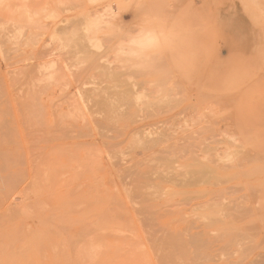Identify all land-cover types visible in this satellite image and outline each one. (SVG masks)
I'll use <instances>...</instances> for the list:
<instances>
[{
  "label": "rangeland",
  "instance_id": "374dc122",
  "mask_svg": "<svg viewBox=\"0 0 264 264\" xmlns=\"http://www.w3.org/2000/svg\"><path fill=\"white\" fill-rule=\"evenodd\" d=\"M0 37V264H264V0H0Z\"/></svg>",
  "mask_w": 264,
  "mask_h": 264
},
{
  "label": "bare ground",
  "instance_id": "6f19581e",
  "mask_svg": "<svg viewBox=\"0 0 264 264\" xmlns=\"http://www.w3.org/2000/svg\"><path fill=\"white\" fill-rule=\"evenodd\" d=\"M26 25H27V24H26ZM6 27H7V26H6ZM15 28H17V27H15ZM12 32H13V31H12ZM88 32H89V31H88ZM23 33H24V32H23ZM32 33H33V32H32ZM2 35H4V34H2ZM6 36H7V35H6ZM33 37H35V36H33ZM21 38H22V37H21ZM0 39H1V37H0ZM3 39H4V38H3ZM23 39H24V38H23ZM6 40H7V39H6ZM84 40H85V39H84ZM0 41H1V40H0ZM1 42H2V41H1ZM6 42H7V41H6ZM2 43H3V42H2ZM4 43H5V42H4ZM11 43H12V42H11ZM0 44H1V43H0ZM2 47H3V46H2ZM18 48H19V47H18ZM2 54H3V53H2ZM30 72H31V70H30ZM31 73H32V72H31ZM31 73H30V74H31ZM24 75H25V74H24ZM26 75H28V74H26ZM26 75H25V76H26ZM115 84H116V83H115ZM118 84H119V83H118ZM116 87H117V86H116ZM133 94H134V93H133ZM164 96H165V95H164ZM99 97L101 98V95H100ZM110 97H111V96H110ZM116 98H118V97H116ZM97 100H98V99H97ZM103 100H106V98H105V99L101 98V102H102ZM119 100H120V99H119ZM133 100H134V99H133ZM135 100H136V99H135ZM143 100H144V99H143ZM163 100H164V99H163ZM98 101H100V100H98ZM98 101H97V102H98ZM115 101H116V99H115ZM121 101H122V100H121ZM101 102H100V103H101ZM159 102H160V101H159ZM164 102H165V101H164ZM100 103H99V104H100ZM103 103H104V102H103ZM107 103H109V101L106 102V104H107ZM104 104H105V103H104ZM106 104H105V105H106ZM123 104H124V103H123ZM145 104H146V103H145ZM148 104H149V103H148ZM107 105H108V104H107ZM107 105H106V106H107ZM146 105H147V104H146ZM150 105H151V103H150ZM170 105H171V104H170ZM108 107L111 108L110 105H109ZM114 107H115V106H114ZM25 110H26V109H25ZM109 110H110V109H109ZM106 112H108V110H106ZM156 112H157V111H156ZM9 113H10V112H9ZM111 113H113V111H112ZM111 113H110V114H111ZM117 113H118V112H117ZM149 113H151V111H150ZM110 114H108V115H110ZM113 114H115V110H114V113H113ZM11 115H12V114H11ZM212 116H213V115H212ZM110 117H111V116H109V118H110ZM213 117H214V116H213ZM10 118H11V117H10ZM118 118H119V117H118ZM111 119H112V118H111ZM6 120H7V119H6ZM112 121H113V120H112ZM6 122H8V121H6ZM172 126H173V125H172ZM211 126H212V125H211ZM207 127H208V126H207ZM171 129H173V128H171ZM171 129H170V130H171ZM201 129H202V127H201ZM207 132H208V130H207ZM209 132H210V131H209ZM226 132H227V131H226ZM229 133H230V132H229ZM134 134H135V133H134ZM162 134H163V133H162ZM232 134H233V133H232ZM160 135H161V134H160ZM223 136H225V135H223ZM231 136H232V135H231ZM160 139H161V138H160ZM158 141H159V140H158ZM235 141H236V140H235ZM143 145H144V144H143ZM151 147H152V146H151ZM171 147H173V146H171ZM179 147H180V146H179ZM168 148H169V147H168ZM168 148H167V149H168ZM170 149L172 150V148H170ZM171 150H170V151H171ZM168 151H169V150H168ZM156 152H157V151H156ZM159 152H160V151H159ZM163 152H165V150H164ZM163 152L160 153V154H163ZM178 152H179V151H178ZM229 152H230V151H229ZM21 153H22V152H21ZM165 154H166V153H165ZM167 154L169 155V152H168ZM227 154H228V153H227ZM168 155H166V156L168 157ZM172 155H173V154H172ZM177 155H178V154H177ZM219 155H220V153H219ZM163 156H164V154H163ZM166 156H165V157H166ZM169 156L171 157V154H170ZM178 156H179V155H178ZM212 156H213V155H212ZM216 156H217V155H216ZM247 156H248V155H247ZM252 156H253V155H252ZM158 157H160V156H158ZM165 157H164V158H165ZM192 157H193V156H192ZM205 157H208V156H205ZM223 157H224V156H223ZM241 157H242V156H241ZM248 157H249V156H248ZM181 158H182V157H181ZM214 158H215V157H214ZM250 158H251V157H250ZM167 159H168V158H167ZM170 159H171V158H170ZM211 159H212V158H211ZM211 159H210V160H211ZM246 159H247V158H246ZM159 160H160V159H159ZM162 160H163V159H162ZM172 160H173V159H172ZM203 160H204V159H203ZM206 160H207V159H206ZM208 160H209V159H208ZM221 160H222V159H221ZM248 160H249V159H248ZM259 160H260V159H259ZM21 161H22V159H21ZM150 161H151V160H150ZM155 161H156V160H155ZM166 161H167V160H166ZM173 161H174V160H173ZM237 161H238V160H237ZM256 161H257V160H256ZM152 162H154V161H152ZM212 162H213V161H212ZM212 162H211V163H212ZM214 162H216V161H214ZM221 162H222V161H221ZM223 162H224V161H223ZM233 162H234V161H233ZM259 162H260V161H259ZM263 162H264V160H263ZM263 162H261V163H263ZM24 163H25V161H24ZM240 163H241V162H240ZM140 164H141V163H140ZM140 164H137V165H140ZM175 164H176V163H175ZM163 165H164V164H163ZM237 165H238V164H237ZM262 165H264V164H262ZM262 165H261V166H262ZM141 166H142V165H141ZM158 167H159V166H158ZM172 167H173V166H172ZM252 167H253V166H252ZM257 167H258V166H257ZM156 168H157V167H156ZM159 169H160V168H159ZM253 169H254V168H253ZM185 170H186V169H185ZM185 170H184V171H185ZM198 170H200V169H198ZM256 170L258 171L257 168H256ZM169 171H170V170H169ZM193 171H194V170H193ZM136 172H137V171H136ZM159 172H160V171H159ZM177 172H178V170H177ZM191 172H192V171H191ZM203 172H204V171H202V173H203ZM170 173H171V172H170ZM184 173H185V172H184ZM189 173H190V172H189V169H188L187 174H189ZM261 173H262V172H261ZM146 174H148V173H146ZM152 174H153V173H152ZM160 174H161V173H160ZM172 174H173V173H171V176H172ZM176 175H177V174H176ZM178 175H179V174H178ZM178 175H177V176H178ZM189 175H191V174H189ZM198 175H199V174H198ZM201 175H202V174H201ZM201 175H200L199 178L204 177L206 174H204V175H202V176H201ZM147 176H148V175H147ZM158 176H159V175H158ZM162 176H163V174H162ZM162 176H161V177H162ZM174 176H175V175H174ZM180 176L182 177V175H180ZM183 176H184V175H183ZM192 176H193V179H194V176H195V175L193 174ZM192 176H191V177H192ZM242 176H243V175H242ZM140 177H142V176H140ZM195 177H196V179L198 178V176H195ZM143 178H144V177H143ZM189 178H190V176H189ZM189 178H188V179H189ZM208 178H209V177H208ZM208 178H207V179H208ZM141 179H142V178H141ZM171 179H172V178H171ZM214 179H215V177H214ZM216 179H217V178H216ZM194 180H195V179H194ZM169 181H170V180H169ZM160 182H161V181H160ZM174 182H175V181H174ZM174 182H173V183H174ZM180 182H181V181H180ZM186 182H187V181H186ZM192 182H193V181H192ZM196 182H197V180H196ZM151 183H152V182H151ZM168 183H169V182H168ZM175 183H176V182H175ZM181 183H182V182H181ZM227 183H228V181H227ZM149 184H150V183H149ZM146 185H147V184H146ZM238 185H239V184H238ZM147 186H148V185H147ZM151 186H152V185H151ZM8 187H9V186H8ZM230 187L232 188V186H230ZM230 187H229V188H230ZM11 188H12V186H11ZM147 188H148V187H147ZM149 188H150V187H149ZM151 188H152V187H151ZM153 188H154V187H153ZM229 188H228V190H229ZM239 188H240V187H239ZM136 189H137V188H136ZM138 189H139V188H138ZM154 189H155V188H154ZM11 190H12V189H11ZM140 190H141V189H140ZM146 190H147V189H146ZM158 190H159V189H158ZM235 190H238V188L235 189ZM137 191H139V190H137ZM137 191H135V193H136ZM151 191H153V190H151ZM133 192H134V189H133ZM143 192H144V191H143ZM143 192L141 191V194L139 193L138 195H143V194H142ZM153 192H157V191H153ZM157 193H158V192H157ZM159 193H160V192H159ZM214 193H215V192H214ZM228 193H229V192H228ZM221 194H222V193H221ZM253 194H254V193H253ZM158 195H159V194H158ZM151 196H152V195H151ZM160 196H162V194H160ZM164 196H165V195H164ZM217 196H218V195H217ZM245 196H246V195H245ZM142 197H143V196H142ZM155 197H156V196H155ZM243 197H244V196H243ZM242 199H243V198H242ZM155 200H156V198H155ZM20 204H21V203H20ZM234 204H235V203H234ZM235 205H237V204H235ZM227 206H228V205H227ZM227 206H226V207H227ZM22 207H23V205H22ZM23 208H24V207H23ZM213 208H214V207H213ZM21 209H22V208H21ZM234 209H235V208H234ZM237 209H238V207H237ZM244 209H245V208H244ZM22 210H23V209H22ZM245 210H246V209H245ZM192 211H193V210H192ZM234 211L236 212V210H234ZM240 211H241V209H240ZM241 212H242V211H241ZM27 214H28V213H27ZM232 215H233V214H232ZM235 217H236V216H235ZM238 217H239V216H238ZM122 218H123V217H122ZM234 219H235V218H234ZM242 219L244 220V218H242ZM200 220H201V219H200ZM207 220H208V219H207ZM236 221H237V220H236ZM241 221H242V220H241ZM209 222H210V221H209ZM239 222H240V221H239ZM210 224H211V223H210ZM213 224H214V223H213ZM252 225H253V224H252ZM229 228H230V227H229ZM64 231H65V230H64ZM243 231H244V230H243ZM194 235H196V234H194ZM192 238H196V237H192ZM248 238H249V237H248ZM181 240H182V239H181ZM190 241H192V240H190ZM193 241H194V240H193ZM197 241H198V240H197ZM215 241H218V240H215ZM178 242H179V241L176 242L177 245L179 244ZM198 242H199V241H198ZM202 242H203V241H202ZM240 242H241V241H240ZM199 243H200V242H199ZM229 243H230V242H229ZM242 243H243V242H242ZM174 244H175V243H174ZM190 244H191V243H190ZM226 244H227V243H226ZM175 245H176V244H175ZM179 245H180V244H179ZM179 245H178V247H179ZM199 245H201V244H199ZM224 245H225V244H224ZM240 246H241V245H240ZM242 246H243V245H242ZM35 247H36V246H35ZM171 247H172V246H171ZM182 247H183V249H180V250H181V251H182V250L184 251V249H185L186 246L184 245V246H182ZM222 247H223V245H222ZM225 247H226V246H225ZM221 249H223V248H221ZM224 249H225V248H224ZM224 249H223V250H224ZM249 249H251V248H249ZM31 250H32V249H31ZM176 252H177V251H176ZM182 253H183V252H182ZM185 253L187 254V251H185L184 254H185ZM176 254H177V253H176ZM186 254H185V255H186ZM194 254H196V253H194ZM240 254H241V253H240ZM177 255H178V254H177ZM201 255H202V253H201ZM181 256H182V255H181ZM181 256H180V257H181ZM183 256H184V255H183ZM183 256H182V257H183ZM186 256L188 257L189 255L187 254ZM186 256H185V257H186ZM243 256H244V255H243ZM194 257H195V256H194ZM205 257H206V255L204 256V258H205ZM239 257L241 258L242 256H239ZM191 258H192V257H191ZM195 259H196V257H195ZM188 260H190V259H188ZM209 260H210V259H209ZM244 260H245V259H244ZM204 261H205V260H204ZM197 264H198V263H197Z\"/></svg>",
  "mask_w": 264,
  "mask_h": 264
}]
</instances>
